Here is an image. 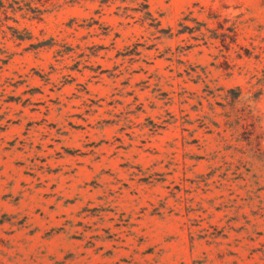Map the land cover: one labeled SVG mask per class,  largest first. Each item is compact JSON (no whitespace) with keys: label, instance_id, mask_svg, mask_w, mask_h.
<instances>
[{"label":"rangeland","instance_id":"1","mask_svg":"<svg viewBox=\"0 0 264 264\" xmlns=\"http://www.w3.org/2000/svg\"><path fill=\"white\" fill-rule=\"evenodd\" d=\"M0 264H264V0H0Z\"/></svg>","mask_w":264,"mask_h":264}]
</instances>
